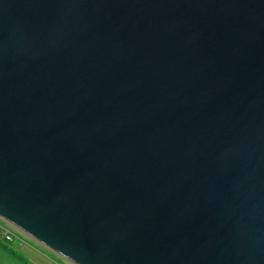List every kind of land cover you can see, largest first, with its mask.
I'll return each instance as SVG.
<instances>
[{
    "label": "water",
    "instance_id": "water-1",
    "mask_svg": "<svg viewBox=\"0 0 264 264\" xmlns=\"http://www.w3.org/2000/svg\"><path fill=\"white\" fill-rule=\"evenodd\" d=\"M0 219L68 264H264V0H0Z\"/></svg>",
    "mask_w": 264,
    "mask_h": 264
},
{
    "label": "rangeland",
    "instance_id": "rangeland-1",
    "mask_svg": "<svg viewBox=\"0 0 264 264\" xmlns=\"http://www.w3.org/2000/svg\"><path fill=\"white\" fill-rule=\"evenodd\" d=\"M31 243L35 244L45 255H47L52 260H56L60 263H66L64 260L56 256L55 254L51 253L50 251L46 250L45 248L41 247L40 245L36 244L34 241L30 240ZM0 246L5 248L9 254L15 255L21 262L24 264H50V262L40 255L38 252L30 249L28 246L19 248L18 242L13 244L0 242ZM11 252L15 253L12 254ZM8 264H21L20 262H15L12 259H9Z\"/></svg>",
    "mask_w": 264,
    "mask_h": 264
},
{
    "label": "built area",
    "instance_id": "built-area-1",
    "mask_svg": "<svg viewBox=\"0 0 264 264\" xmlns=\"http://www.w3.org/2000/svg\"><path fill=\"white\" fill-rule=\"evenodd\" d=\"M0 240H4L6 242H11V243L17 241L19 242L20 246H28L30 249L38 252L39 254L42 255L44 254L35 244L30 242L31 239H29L21 231L9 225L7 222L3 221L2 219H0ZM51 264H68V263H60L56 260L51 259Z\"/></svg>",
    "mask_w": 264,
    "mask_h": 264
},
{
    "label": "crops",
    "instance_id": "crops-1",
    "mask_svg": "<svg viewBox=\"0 0 264 264\" xmlns=\"http://www.w3.org/2000/svg\"><path fill=\"white\" fill-rule=\"evenodd\" d=\"M9 259H12L15 262H20L21 264H24L15 255L9 254L7 250H5L4 248L0 246V264H8Z\"/></svg>",
    "mask_w": 264,
    "mask_h": 264
},
{
    "label": "trees",
    "instance_id": "trees-1",
    "mask_svg": "<svg viewBox=\"0 0 264 264\" xmlns=\"http://www.w3.org/2000/svg\"><path fill=\"white\" fill-rule=\"evenodd\" d=\"M0 242H6V241H4V240H0ZM15 242H17V241H15ZM15 242H6V243H10V244H13V243H15ZM19 243V242H18ZM17 247H19V248H23V247H26V246H17ZM5 249V248H4ZM6 250V249H5ZM12 254H15V253H13V252H11ZM40 255H42V254H40ZM43 257H45L49 262H50V264H51V258H49L47 255H45V254H43L42 255Z\"/></svg>",
    "mask_w": 264,
    "mask_h": 264
},
{
    "label": "clouds",
    "instance_id": "clouds-1",
    "mask_svg": "<svg viewBox=\"0 0 264 264\" xmlns=\"http://www.w3.org/2000/svg\"><path fill=\"white\" fill-rule=\"evenodd\" d=\"M3 220V219H2ZM4 221V220H3ZM6 222V221H5ZM8 223V222H7ZM9 224V223H8ZM9 225H11V224H9ZM12 226V225H11ZM20 231V230H19Z\"/></svg>",
    "mask_w": 264,
    "mask_h": 264
}]
</instances>
